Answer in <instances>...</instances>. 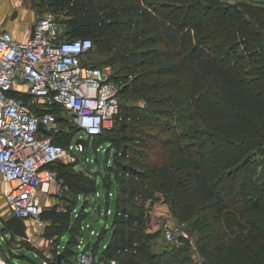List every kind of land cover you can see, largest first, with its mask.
Returning <instances> with one entry per match:
<instances>
[{"label": "trees", "instance_id": "1", "mask_svg": "<svg viewBox=\"0 0 264 264\" xmlns=\"http://www.w3.org/2000/svg\"><path fill=\"white\" fill-rule=\"evenodd\" d=\"M36 1L56 17L65 39L88 37L93 42L88 56L94 51L107 56L91 65L117 66L111 77L119 83L118 99L124 92L146 99L163 89L179 90L187 82L191 87L193 100L185 109L180 107L177 116L180 135L172 131L169 138H161L168 113L146 102L147 106L119 104L112 126L93 137L95 150L104 141L109 144L107 173L101 176L106 214L111 196L115 198L109 241L98 261L99 245L91 246L90 241L85 245L93 264H197L187 252V240L151 249L155 234L146 230L145 202L153 194L146 186L147 178H152L153 188L158 184L164 194L171 195L182 223L191 220L198 234L196 248L204 257L200 264H264V179H255L253 167L255 155L264 158L261 3ZM240 46L244 50L237 52ZM51 110L59 123L72 126L59 106ZM141 126H157L158 133L144 146L132 148L129 133ZM67 131L63 129L54 139L63 147L73 142L74 135ZM78 162L76 158L49 166L56 181L75 199L42 210L44 237L61 248L55 249L53 260H45L47 264H78V245L86 229L82 204L87 200L86 205L101 210L97 177L86 167L79 168ZM12 238L4 236L3 241ZM5 258L7 264H20L8 253Z\"/></svg>", "mask_w": 264, "mask_h": 264}, {"label": "built area", "instance_id": "2", "mask_svg": "<svg viewBox=\"0 0 264 264\" xmlns=\"http://www.w3.org/2000/svg\"><path fill=\"white\" fill-rule=\"evenodd\" d=\"M92 47L93 42L88 37L65 39L61 24L49 12L39 18L33 35L26 41L15 39L9 31H0L2 223L16 216L44 228L41 194H48L55 178L49 166L57 161L74 162L73 152L82 148L79 144L74 146L73 142L63 147L54 141L63 129L51 110L53 106L66 110L72 122L89 137L110 128L118 115L119 83L111 77L110 67L85 62ZM21 83L26 90L18 88ZM39 125L43 130H39ZM101 149L99 146L96 151ZM186 236L183 231L174 235L169 229L165 230L168 241L181 242ZM77 261L78 264L94 261L83 239L78 245Z\"/></svg>", "mask_w": 264, "mask_h": 264}, {"label": "rangeland", "instance_id": "3", "mask_svg": "<svg viewBox=\"0 0 264 264\" xmlns=\"http://www.w3.org/2000/svg\"><path fill=\"white\" fill-rule=\"evenodd\" d=\"M226 3H237L240 1L248 2L250 0H223ZM254 2L261 3V7H264V0H251ZM22 14H26L28 9L32 10L37 17H41L43 14L48 13V11L39 5L38 1L31 2L28 0H23L21 4ZM10 14L6 15L5 21L10 19ZM25 17V15H22ZM35 16V17H36ZM23 19V18H22ZM23 23V26H28L30 23L28 22H19ZM263 36H264V30ZM243 51L244 48L242 46L239 47L237 52ZM106 55H101L98 52H92L87 58L86 62L91 64H97L98 62H103L106 60ZM100 66H105V64H101ZM109 67V66H105ZM110 70L113 72L117 71L116 65H111ZM131 74V71H129ZM191 87L190 83L187 82L184 86L179 90H171V89H163L156 93H153L150 97L146 99H136L133 98L124 92L119 97L120 105H146V102L151 103L152 105H160L167 113L165 117L166 130L163 135H160L161 138H169L170 132L176 133L178 135L181 134L182 124L178 123L177 116L180 113V107L185 109L188 107V104L192 102L193 98L190 94ZM182 105H178L177 103H182ZM59 112L63 117L68 118L69 123L72 126H69L66 123H59L60 128L64 130H68V135L73 136V145L77 146V140L79 138H83L85 140L84 149L80 150L76 148L73 152V156L79 159L78 165L82 167H86L87 172L93 173L97 177V190L100 194V202H101V210L99 211L97 207H92L91 204L85 205L83 208L86 215L83 216L84 225H86V229L83 234L84 246L90 241L91 246L96 243L99 245V250L96 254L95 260L98 261L100 258L101 250L105 247L109 241L110 237V226L112 222V217L115 209V198L114 195L110 198V212L106 214V199L104 194L106 193L105 188L102 186L101 176L107 173L106 169H104L106 165V159L110 156L106 157L105 149L109 147L107 141L101 143L102 149L100 151L95 150L94 138L90 137L83 131L80 130L73 122L72 116L64 109L59 107ZM71 121V122H70ZM157 126H141L139 128L134 129L130 136V147L132 148H140L144 146L146 141H149L151 136H156L158 133ZM81 145V144H79ZM82 147V146H81ZM148 150H151L148 148ZM154 159L156 156L152 155ZM110 159V158H108ZM110 161L108 165H110ZM255 166V167H254ZM253 167L255 179L257 181H263L264 179V158L262 155H255L253 161ZM146 186H148L150 192L153 194L152 198L148 199L145 202V211H146V230L148 232L154 233V237L151 238L150 244L151 249L154 251H158L163 247H166L168 244L175 243V245H180V242L168 241L165 238V230L169 229L174 235H179L182 231L187 236L184 237V241L187 240L189 244L188 254L191 255V259L197 264L203 263L204 257L199 254V249L196 248L195 241L198 237L197 231L193 230V226L191 224V220L187 223H182L177 213V210L173 208L172 205V197L171 195L164 194L158 187V184L155 188H153L150 184L152 178L145 179ZM67 199L73 200L75 199L70 193H68L59 182L54 180L50 186L48 194H41L42 205L50 206L53 203L58 202V204H62ZM139 200V199H138ZM83 198H81V201ZM141 201V199H140ZM139 201V202H140ZM81 207V203L79 204ZM82 209V208H80ZM1 220V219H0ZM28 227V237L27 238H19L13 235V238L9 241H3L0 239V260L3 264H7V260L5 258V253L11 258H15L20 264H44L45 260L49 263L54 259V251L55 249L60 250L61 248H55V245L51 242V240H47L44 237V228L38 227L36 223L32 220L27 222ZM3 223L0 221V238L4 236L5 232L2 230ZM106 229V231L99 237V233ZM92 229V233L90 232ZM6 238H10L11 233L5 234ZM64 240V239H62ZM3 248V249H2ZM14 254V255H13ZM25 255V256H24ZM172 256V254H170ZM20 258V259H19Z\"/></svg>", "mask_w": 264, "mask_h": 264}, {"label": "crops", "instance_id": "4", "mask_svg": "<svg viewBox=\"0 0 264 264\" xmlns=\"http://www.w3.org/2000/svg\"><path fill=\"white\" fill-rule=\"evenodd\" d=\"M22 1L23 0H0V31L2 30L9 31L15 39L19 41H26L29 37L32 36L34 26L36 25L40 17H37L35 13L30 9H28L26 14H22V10H21ZM31 2H35V1H31ZM10 13H11L10 19L8 21H5L6 15ZM22 15H25V17ZM19 22H28L30 24L26 27L23 26V23H19ZM18 88L21 91L26 90V86L23 83H21L18 86ZM14 94L17 95L18 97L23 96V94L22 93L20 94V92H14ZM78 167L83 168L80 165H78ZM1 188L2 187H0V189ZM0 200L3 201V198L0 197ZM53 204H58V202ZM28 221L30 220L25 221L26 224H28L27 223Z\"/></svg>", "mask_w": 264, "mask_h": 264}, {"label": "water", "instance_id": "5", "mask_svg": "<svg viewBox=\"0 0 264 264\" xmlns=\"http://www.w3.org/2000/svg\"><path fill=\"white\" fill-rule=\"evenodd\" d=\"M39 130H43L42 125H39ZM77 143L81 144L82 148L85 147V140L83 138H79L77 140ZM86 203H87V200H84L82 207H84L86 205ZM2 230L6 234L11 233L12 235L17 236L19 238L25 239L28 237L26 222L23 219L16 217V216H10V217L6 218L4 220Z\"/></svg>", "mask_w": 264, "mask_h": 264}]
</instances>
